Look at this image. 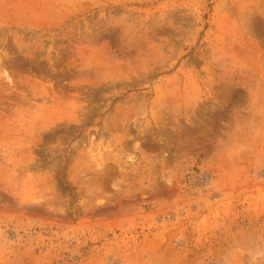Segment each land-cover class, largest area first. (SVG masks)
Segmentation results:
<instances>
[{"label": "rangeland", "instance_id": "rangeland-1", "mask_svg": "<svg viewBox=\"0 0 264 264\" xmlns=\"http://www.w3.org/2000/svg\"><path fill=\"white\" fill-rule=\"evenodd\" d=\"M0 264H264V0H0Z\"/></svg>", "mask_w": 264, "mask_h": 264}]
</instances>
